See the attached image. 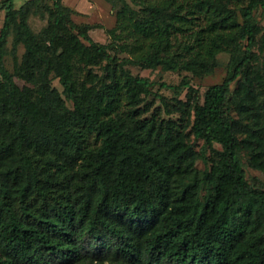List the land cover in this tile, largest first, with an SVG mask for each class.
<instances>
[{
	"label": "trees",
	"instance_id": "16d2710c",
	"mask_svg": "<svg viewBox=\"0 0 264 264\" xmlns=\"http://www.w3.org/2000/svg\"><path fill=\"white\" fill-rule=\"evenodd\" d=\"M38 1L0 0V264H264V183L241 161L264 171V68L252 65L264 0H108V43L61 0L39 42ZM10 33L30 85L3 64ZM220 52L226 74L202 98L161 82L187 88L170 102L128 68L208 71Z\"/></svg>",
	"mask_w": 264,
	"mask_h": 264
},
{
	"label": "rangeland",
	"instance_id": "374dc122",
	"mask_svg": "<svg viewBox=\"0 0 264 264\" xmlns=\"http://www.w3.org/2000/svg\"><path fill=\"white\" fill-rule=\"evenodd\" d=\"M29 0H15L14 8L19 9L24 5L25 2ZM61 3L68 9L71 19L79 25L90 26L88 33L90 37L99 43H108L109 37L106 30L113 27L115 24V8L108 0H61ZM51 6L50 0H39L37 6L35 7L36 12L31 10L28 16V23L34 33L37 35L38 41L40 42L43 38L42 32L47 27L49 14L47 12V7ZM256 23V36L253 45V61L252 65H262L264 68V13L259 8L255 12ZM4 11L0 8V28L3 24ZM84 44L86 41L81 40ZM4 54L2 57L3 64L7 71L13 76L16 84L20 87L23 85H30L27 80V74L20 68L24 62V46L22 43H15L13 38V33H10L7 37V41L3 48ZM229 59L228 52H220L216 56L215 62L212 64L208 71L202 69L195 70H162L159 67L155 69L144 68L140 66L130 65L129 70L133 74H137L148 78L154 84L152 86L153 91H158L162 94L168 101L172 102L173 98H178L182 101L186 100L187 88L180 87L176 91L171 88L161 86V82L170 85H178L182 80H186L190 83L193 88H196L201 93V98L205 90L212 84L219 83L222 81L223 77L227 71V63ZM18 64V66H17ZM17 66V67H16ZM24 66V65H23ZM83 74L90 70V74H98L101 72L99 65L93 64H82ZM19 68V69H18ZM36 67L34 65L28 67L26 72L34 73ZM85 78V77H84ZM86 85H95L94 79H86ZM51 85L55 87L59 92H62V85L60 84L58 78L51 80ZM236 82L231 84V88H235ZM69 108L72 107V103L69 100H65ZM146 103L150 108L155 106H161L158 97L150 95L147 98ZM232 113L236 115L235 111L232 109ZM191 138V137H190ZM193 141V136H192ZM203 146L202 140H197L195 142V149L197 151ZM212 149L220 150L221 146L218 143H213L211 146L206 145L205 155H209ZM241 161L243 163V168L245 171L246 178L251 180L253 178H258L264 183V171L261 169L254 168L250 166L247 162V156L244 152H241ZM196 166L200 169L204 167L202 160L199 158L196 161Z\"/></svg>",
	"mask_w": 264,
	"mask_h": 264
}]
</instances>
